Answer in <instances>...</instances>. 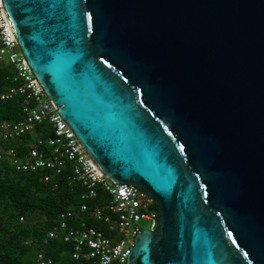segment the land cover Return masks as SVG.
<instances>
[{"label": "water", "instance_id": "obj_1", "mask_svg": "<svg viewBox=\"0 0 264 264\" xmlns=\"http://www.w3.org/2000/svg\"><path fill=\"white\" fill-rule=\"evenodd\" d=\"M45 94L159 207L127 264H264V0H3Z\"/></svg>", "mask_w": 264, "mask_h": 264}, {"label": "built area", "instance_id": "obj_2", "mask_svg": "<svg viewBox=\"0 0 264 264\" xmlns=\"http://www.w3.org/2000/svg\"><path fill=\"white\" fill-rule=\"evenodd\" d=\"M0 64L14 71L13 86L0 94V100L7 102L19 96L23 99V118L0 127V162H8L19 173L44 172L45 183L68 172L69 181L83 189L81 205L60 214L46 242L70 245L72 260L77 264H127L138 235L156 230L159 207L140 187L112 182L94 162L60 115L59 108L45 94L20 48L3 0H0ZM45 123L53 130V137L47 142L37 139L26 153L12 146ZM101 191L106 200L96 204ZM143 221L149 224L148 228L141 226ZM37 261L54 264L44 252L37 255Z\"/></svg>", "mask_w": 264, "mask_h": 264}, {"label": "trees", "instance_id": "obj_3", "mask_svg": "<svg viewBox=\"0 0 264 264\" xmlns=\"http://www.w3.org/2000/svg\"><path fill=\"white\" fill-rule=\"evenodd\" d=\"M13 77V69L0 64V94L13 86ZM22 102L20 96L7 102L0 100V127L23 118ZM35 133L12 146L26 153L37 139L47 142L53 137L46 123ZM44 174L19 173L8 162H0V264H39L40 252L54 264H77L72 260L70 245L46 240L60 214L81 205L83 189L69 181L68 172L53 176L51 183L43 181ZM105 200L101 191L96 204Z\"/></svg>", "mask_w": 264, "mask_h": 264}, {"label": "rangeland", "instance_id": "obj_4", "mask_svg": "<svg viewBox=\"0 0 264 264\" xmlns=\"http://www.w3.org/2000/svg\"><path fill=\"white\" fill-rule=\"evenodd\" d=\"M35 134H36V133H33V135H35ZM141 226H142L144 229H146V228L149 227V224H148L147 222L143 221V222H141Z\"/></svg>", "mask_w": 264, "mask_h": 264}]
</instances>
